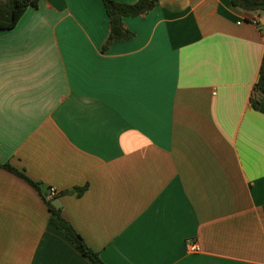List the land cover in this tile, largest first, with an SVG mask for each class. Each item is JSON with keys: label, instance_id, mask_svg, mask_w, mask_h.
<instances>
[{"label": "crops", "instance_id": "0c3cea01", "mask_svg": "<svg viewBox=\"0 0 264 264\" xmlns=\"http://www.w3.org/2000/svg\"><path fill=\"white\" fill-rule=\"evenodd\" d=\"M246 16L160 0L105 51L101 0L0 29V264H93L49 224L50 188L105 264H264V13Z\"/></svg>", "mask_w": 264, "mask_h": 264}, {"label": "trees", "instance_id": "16d2710c", "mask_svg": "<svg viewBox=\"0 0 264 264\" xmlns=\"http://www.w3.org/2000/svg\"><path fill=\"white\" fill-rule=\"evenodd\" d=\"M40 0H0V29L11 30L15 28L18 21L22 18L25 11L29 8L36 9ZM160 2V0H137L132 4H123L114 0H101L106 15L109 20V32L107 39L102 46L105 51L115 43H123L131 40L134 34L123 25L125 17H145ZM233 8L239 9L246 15L259 12L264 13V0H231ZM253 91L255 97L251 99L253 110L264 114V57L260 66V72ZM1 168L12 172L21 177L25 182L37 189L35 183L25 177L22 172L10 167L8 164L2 165ZM82 190H78L81 193ZM49 212V224L65 236V238L75 247L76 251L86 257L93 264H105L99 258V255L93 252L83 238L72 228L66 219L62 216L61 210L53 207L49 201L46 202Z\"/></svg>", "mask_w": 264, "mask_h": 264}, {"label": "built area", "instance_id": "2783aa9c", "mask_svg": "<svg viewBox=\"0 0 264 264\" xmlns=\"http://www.w3.org/2000/svg\"><path fill=\"white\" fill-rule=\"evenodd\" d=\"M259 12H253L250 15L246 16V21L255 25V27H259ZM58 195V192L54 188H50L45 196V199L48 201L53 200ZM185 251L188 254H195L199 252V245L196 241L187 240L184 245Z\"/></svg>", "mask_w": 264, "mask_h": 264}, {"label": "water", "instance_id": "95a60500", "mask_svg": "<svg viewBox=\"0 0 264 264\" xmlns=\"http://www.w3.org/2000/svg\"><path fill=\"white\" fill-rule=\"evenodd\" d=\"M262 97H264V95H260L259 99H261Z\"/></svg>", "mask_w": 264, "mask_h": 264}]
</instances>
